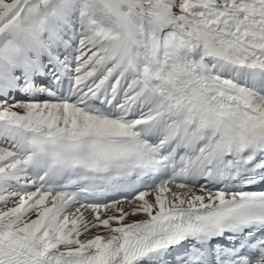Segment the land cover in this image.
I'll return each mask as SVG.
<instances>
[{
    "label": "snow or ice",
    "instance_id": "snow-or-ice-1",
    "mask_svg": "<svg viewBox=\"0 0 264 264\" xmlns=\"http://www.w3.org/2000/svg\"><path fill=\"white\" fill-rule=\"evenodd\" d=\"M0 264H264V0H0Z\"/></svg>",
    "mask_w": 264,
    "mask_h": 264
}]
</instances>
